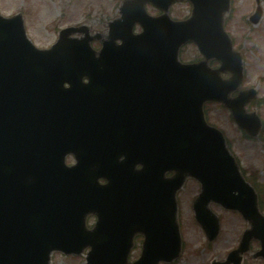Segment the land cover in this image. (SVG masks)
Wrapping results in <instances>:
<instances>
[{
	"label": "water",
	"instance_id": "95a60500",
	"mask_svg": "<svg viewBox=\"0 0 264 264\" xmlns=\"http://www.w3.org/2000/svg\"><path fill=\"white\" fill-rule=\"evenodd\" d=\"M175 1L184 0H124L119 7L121 17L109 23L106 38L92 36L84 27L68 28L59 32L56 45L47 50L30 43L21 14L9 18L0 15V264H50L53 252L80 254L88 247L87 264H131L128 255L137 234L145 240L140 258L132 264L173 262L181 249L175 195L188 178L200 184L194 218L209 242L220 232L210 203L239 211L247 222L239 250L232 251L226 263L236 253H244L251 239L262 242L259 255L264 256V215L257 208L255 192L241 176L223 135L206 124L203 113L206 102H221L244 133L252 138L260 134L257 111L244 108L257 90L241 89L243 57L224 31L230 0H190V17L174 22L168 10ZM146 3L163 14L150 17ZM261 14L258 8L252 22L257 23ZM135 23L141 25L143 33H133ZM79 32L85 35L71 37ZM93 39L103 45L97 53L90 46ZM117 39L122 43L117 44ZM189 41L203 55L199 63L187 65L178 60L179 47ZM112 58L125 66L127 79L121 87L114 83L110 92L129 93L132 110L139 111L140 85L132 83L138 72L143 83L160 91L162 113L172 136L160 145V152L149 145V153H139L141 160L134 163L129 158L118 160L117 154L116 168L105 174L95 170L81 174V163L77 170H65L61 165H18L15 130L49 126L48 116L60 114L65 79L57 64L94 60L112 65L115 61L105 60ZM211 60L220 62V68H209ZM109 70L120 68L102 66L94 72ZM221 73L230 77L223 79ZM125 98L126 94L115 99L112 106L124 107ZM139 163L145 165L142 173L149 177L157 170L148 167L160 166L158 180L166 190L161 197L162 209L150 208L157 201L154 197L141 215L135 212L130 192L133 183L140 181L131 167ZM107 165L108 171L113 165L106 160ZM167 172H173L171 178L164 177ZM99 178H105L107 185H100ZM90 214L97 217L92 230L85 227ZM235 263L240 264L239 259Z\"/></svg>",
	"mask_w": 264,
	"mask_h": 264
},
{
	"label": "rangeland",
	"instance_id": "374dc122",
	"mask_svg": "<svg viewBox=\"0 0 264 264\" xmlns=\"http://www.w3.org/2000/svg\"><path fill=\"white\" fill-rule=\"evenodd\" d=\"M262 7V19L257 25L250 24L248 19L256 8L255 0H233V7L226 21V32L232 37L233 46L241 51L245 57L246 87L257 86L259 95L255 105L264 121V0H259ZM120 0H0V14L13 15L15 12L25 14L27 32L33 43L47 48L56 39L59 28L67 25L85 23L90 35L106 33L105 23L118 15ZM150 14H157L156 8L148 7ZM189 13V6L177 4L171 10L170 16L183 18ZM137 31L140 29L137 27ZM95 48L99 45L93 44ZM200 54L193 45L183 48L181 59L184 61L198 60ZM216 66V65H214ZM209 123L216 125L227 137V144L242 166L244 173L257 183L258 190H264V135L256 142L249 140L241 133L230 113L219 104L212 103L205 107ZM71 163V160H68ZM197 183H187L180 194V211L182 233L185 250L182 258L176 264H209L212 259L223 260L229 250L234 249L244 228V221L235 215L225 214L218 207L212 209L220 215L222 220L221 235L216 243L205 242L203 232L193 222L191 204L198 191ZM264 199V193H263ZM93 219L90 220V224ZM140 249L130 255L131 259L138 258ZM53 264H85V260L78 256H64L56 253ZM244 264H264L252 258H246Z\"/></svg>",
	"mask_w": 264,
	"mask_h": 264
},
{
	"label": "flooded vegetation",
	"instance_id": "af4514ba",
	"mask_svg": "<svg viewBox=\"0 0 264 264\" xmlns=\"http://www.w3.org/2000/svg\"><path fill=\"white\" fill-rule=\"evenodd\" d=\"M258 248H259V243H257V242L251 243V249L256 250Z\"/></svg>",
	"mask_w": 264,
	"mask_h": 264
}]
</instances>
